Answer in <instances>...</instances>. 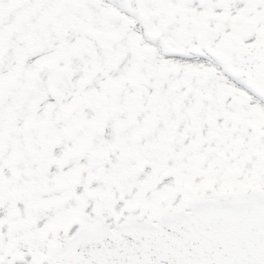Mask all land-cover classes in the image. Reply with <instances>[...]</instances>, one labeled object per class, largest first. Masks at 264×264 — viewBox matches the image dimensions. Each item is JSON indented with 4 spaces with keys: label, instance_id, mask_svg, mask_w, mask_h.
Listing matches in <instances>:
<instances>
[{
    "label": "snow or ice",
    "instance_id": "1",
    "mask_svg": "<svg viewBox=\"0 0 264 264\" xmlns=\"http://www.w3.org/2000/svg\"><path fill=\"white\" fill-rule=\"evenodd\" d=\"M0 264H264V0H0Z\"/></svg>",
    "mask_w": 264,
    "mask_h": 264
}]
</instances>
